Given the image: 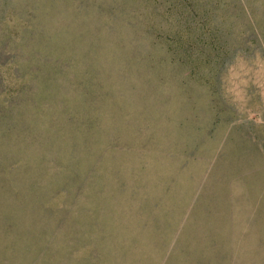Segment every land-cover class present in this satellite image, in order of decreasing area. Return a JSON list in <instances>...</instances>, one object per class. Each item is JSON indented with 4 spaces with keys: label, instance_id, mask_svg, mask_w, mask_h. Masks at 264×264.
<instances>
[{
    "label": "rangeland",
    "instance_id": "1",
    "mask_svg": "<svg viewBox=\"0 0 264 264\" xmlns=\"http://www.w3.org/2000/svg\"><path fill=\"white\" fill-rule=\"evenodd\" d=\"M15 46L0 264H264V0H0Z\"/></svg>",
    "mask_w": 264,
    "mask_h": 264
},
{
    "label": "trees",
    "instance_id": "2",
    "mask_svg": "<svg viewBox=\"0 0 264 264\" xmlns=\"http://www.w3.org/2000/svg\"><path fill=\"white\" fill-rule=\"evenodd\" d=\"M12 13L14 15L17 14L16 10H12ZM14 29H16L15 26L12 28L13 35ZM19 55L20 52L16 46L14 48H10V50H7V48L0 49V98H2L3 96H12L13 94H15L19 87L20 79L24 77V73L18 70L17 67V62L20 58ZM9 72L14 81L12 82V84L14 85V87L12 88V84L10 85L9 83H6L5 78L6 73ZM10 80H12V78Z\"/></svg>",
    "mask_w": 264,
    "mask_h": 264
}]
</instances>
